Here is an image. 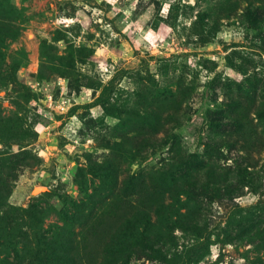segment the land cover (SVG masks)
<instances>
[{
	"label": "rangeland",
	"instance_id": "obj_1",
	"mask_svg": "<svg viewBox=\"0 0 264 264\" xmlns=\"http://www.w3.org/2000/svg\"><path fill=\"white\" fill-rule=\"evenodd\" d=\"M0 264H264V0H0Z\"/></svg>",
	"mask_w": 264,
	"mask_h": 264
}]
</instances>
